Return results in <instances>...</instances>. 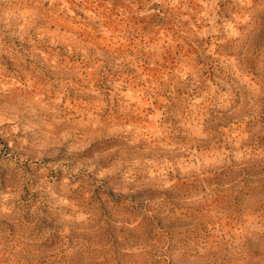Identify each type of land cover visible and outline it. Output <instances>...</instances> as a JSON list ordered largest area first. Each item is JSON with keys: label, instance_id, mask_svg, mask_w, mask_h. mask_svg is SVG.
<instances>
[{"label": "rangeland", "instance_id": "obj_1", "mask_svg": "<svg viewBox=\"0 0 264 264\" xmlns=\"http://www.w3.org/2000/svg\"><path fill=\"white\" fill-rule=\"evenodd\" d=\"M0 264H264V0H0Z\"/></svg>", "mask_w": 264, "mask_h": 264}, {"label": "bare ground", "instance_id": "obj_2", "mask_svg": "<svg viewBox=\"0 0 264 264\" xmlns=\"http://www.w3.org/2000/svg\"><path fill=\"white\" fill-rule=\"evenodd\" d=\"M25 7H26V6H25ZM20 12H22V11H20ZM10 15H11V14H10ZM39 15H40V14H39ZM14 18H15V17H14ZM10 19H11V18H10ZM17 20H18V19H17ZM25 21H26V20H25ZM32 21H33V20H32ZM22 22H23V21H22ZM27 22H28V21H27ZM34 22H35V21H34ZM18 26H19V25H18ZM18 26H17V27H18ZM18 29H19V28H18ZM8 30H9V29H8ZM23 31H24V30H23ZM24 33H25V32H24Z\"/></svg>", "mask_w": 264, "mask_h": 264}]
</instances>
